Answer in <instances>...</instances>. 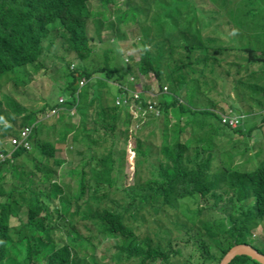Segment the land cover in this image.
I'll use <instances>...</instances> for the list:
<instances>
[{"label":"rangeland","instance_id":"obj_1","mask_svg":"<svg viewBox=\"0 0 264 264\" xmlns=\"http://www.w3.org/2000/svg\"><path fill=\"white\" fill-rule=\"evenodd\" d=\"M161 1L115 0V6L108 4L107 8L102 7L97 1H92L91 9L96 14V18L104 23L105 28L104 32H101L97 30L92 19L89 21L88 36L91 47L89 54H85L84 58L81 59L76 57L68 51V45L62 42L58 36V31H54L50 27L44 42L43 52L34 64L19 68L14 74L0 76L2 109L11 111L8 107L10 102L17 105L19 109H26L25 113L16 117L15 122H11L13 132H17L23 127L20 122L24 116L30 117L31 120L34 119L31 125H35L37 129V134L32 137V142H34L32 150L17 158L19 163L13 164L12 168L5 166L2 170L0 175V203L9 204L11 210L15 212L28 209L34 198L44 196L43 191L38 188V181L43 178L42 175L44 174L45 177L51 179V184H55L54 189L61 190V194L50 199L47 204V214L56 224V228L52 231L53 239L60 245L61 243H68L69 238L78 237L71 247H77L82 252L80 256L94 253L100 264H131V261L124 258V255L119 260L117 245L120 242L114 237H110L109 233L99 231L101 223L104 222L102 219L98 220L97 217L94 219L86 218V215L83 218L80 209V213L76 214L74 201L81 191L78 180L79 173L91 157H93L92 166L99 163L98 158H104L108 154L114 161L112 185L94 186L87 183V186H93L97 191L94 193L93 190L87 189L81 201L87 200L93 195L101 197L100 202L103 208L113 210L117 206H124L126 200L120 192L127 186L141 187L144 185L143 183L147 182L154 184L160 180L158 173L163 165L172 168V161L164 153L163 135L161 131L156 134L146 129L150 125L143 128L141 132L142 142L145 144L143 151L148 153L147 156H144L143 161L132 150L131 140L126 138L134 129L129 123H124L129 109H124L121 106L117 108L118 118L113 139L107 140L106 143L103 142L104 144L101 143L92 152L88 151L82 144H75L70 138L79 122L92 123L93 115L95 116L96 112L95 108L90 109L91 112L89 111L85 121L78 116L64 114L44 119V115L49 108L57 106L59 98H65L64 96L69 95V90L65 89L67 84L64 70L67 65L69 67L73 65V69L76 67L83 68L95 62H100L101 66L105 65V62L102 61L103 50L111 43H115L112 39V32L107 29L108 22L114 21L119 15L123 18V22L131 18L138 24L139 13L136 11L144 10L145 13H149L146 27L152 34L155 27L151 25L150 21L154 18L153 10L156 9V3L158 2L159 5ZM166 1L168 4V0ZM178 4L182 14L179 21L180 26L188 28L195 26V23H200L199 28L193 27L184 35L185 39L193 43L199 42L203 46L208 45L209 53L213 54L217 51V56L210 54V57H214L222 63L221 68L216 66L213 71L209 67L203 69L209 65L208 62L204 63L203 67H195L198 73L185 76L180 82L178 87L179 99L182 103H186L187 91L183 83H189L190 86H193V91L197 87V92L193 94V102L191 103L195 105L197 110L210 111L214 109L221 114L235 110L248 113L251 117L243 129L232 130L221 127L222 132L219 135L210 132L208 121H205L203 126L200 125V129L192 126V133L190 134L194 141L193 147L199 144L198 139L200 146L208 149V144L205 141L206 131L210 135L207 142L214 148L211 152L210 164V174L215 175L214 195L208 194L202 198L197 197L198 205H196L192 203L193 199L189 197L179 199L176 188L169 197L158 191L161 196L149 198V203L164 209V219L160 221L162 225L157 224L158 220L150 225H144L148 219L147 209H144L140 214L127 212L123 221L134 233V242L144 250L146 244L155 245L164 241L159 240L160 237H163L170 239L172 245L181 248V254L177 259L179 264H219L221 261L218 262L220 247H225L230 242L227 234H221L223 229L229 225L227 218L241 216L254 205L253 199L236 200L232 178L240 177L247 171L256 169V165L264 160V144L260 143L261 140L254 130L262 117L259 113H264V70L256 76L257 68L250 65L243 67L239 73H234L235 70L229 69L228 64H240L245 58L233 50H224L223 45L224 47L231 46L229 37H234L235 32L243 33L245 39L251 40L253 47L258 50L256 55L262 54V50H264V0H178ZM129 5L136 8L135 12L128 8ZM116 8H118L119 14ZM158 13L160 14V12ZM185 17H189V19ZM142 19H146L144 14ZM163 24L165 25L166 22L161 19L159 25ZM119 29L125 34V37L117 43L120 44L118 47L121 57L114 61L113 53H108V64L124 71H128L130 68L131 79L136 85L135 89L140 94L144 95L151 92L155 95V100L165 99V94H160L153 78L140 76L138 70L139 56L135 57L129 51L133 48L138 55V45L141 42L137 39L139 29L136 26L126 28L122 24ZM161 29L164 28L161 27ZM99 33L100 38L98 39ZM149 37L146 44L149 42ZM246 40L242 41V46L247 44ZM176 42L179 45V52L171 60L172 68L175 63L180 64L181 54L185 56L187 53L183 46L185 41L179 39ZM164 48L168 49L167 44ZM127 53H129L128 57L123 58ZM191 56L192 59H196L202 57V54L199 51H192ZM225 70L229 71L230 74L222 73ZM195 81H197L196 85ZM248 84L254 85L253 91L246 87ZM165 86L168 88V83ZM87 91L91 96L95 95L92 86H88ZM110 92L109 99L105 100L101 95V99L106 105H108L107 100L110 104L113 102L116 92L114 85L111 86ZM151 116H153L152 113H147L146 123L151 122ZM136 121V118L130 117L132 124ZM167 123L169 125L177 123L171 109L163 114V121L160 126L164 129ZM219 128L220 125L217 123L216 131ZM63 129H72L67 138L68 144L66 142H55L54 144L52 141L59 140L63 134ZM184 132L188 133L185 128ZM7 138L1 143V147L5 145ZM6 150L11 151L9 147ZM34 166H39L40 172L36 171ZM89 170L90 168L87 166L86 172L89 173ZM38 201L41 202L40 199ZM181 202L183 205L180 209L179 204ZM170 203H174V206L168 205ZM89 205L95 206L94 204ZM58 210L62 212V218L59 220L56 214ZM42 216V214L39 215V217ZM21 218L25 220L26 215L22 213ZM252 218L249 224L253 222ZM10 220L11 224L14 225L20 223L14 217H11ZM243 221L248 222L245 219L236 220L238 224L243 223ZM201 222H206L213 228L210 229V231L213 230L211 232V235H214L213 239L206 236V230L203 224H200ZM246 229L248 228L246 227ZM238 237L240 240L246 241V243L240 244H247L264 255V220L256 224L255 227L251 226L249 234L245 238ZM202 242L205 245L208 243L210 256H205ZM122 244L127 246L129 240H125ZM152 264H164L163 259L157 258Z\"/></svg>","mask_w":264,"mask_h":264},{"label":"trees","instance_id":"obj_2","mask_svg":"<svg viewBox=\"0 0 264 264\" xmlns=\"http://www.w3.org/2000/svg\"><path fill=\"white\" fill-rule=\"evenodd\" d=\"M92 1L99 2L104 8H107L108 4H114V6L116 4L115 0H0V76L14 74L17 69L34 64L43 52L44 42L50 27L54 31H58V36L62 42L68 45V51L76 57L81 59L84 58L85 54H89L91 48L88 36L89 21L92 19L97 30L101 32H104L105 28L104 23L96 18V14L91 9L90 4ZM166 3V0H162L159 5L158 2L156 3V9L153 10L154 18L150 21L151 25L155 27L152 34L146 27L149 13H145L144 10L136 11V13H139L137 18L139 25L137 21L131 18L123 22V18L119 15L114 21L108 22L107 29L112 32V39L115 43H111L103 50L102 61L105 62V65L101 66L100 62H95L83 68L76 67L74 69L73 65L71 67L67 65L64 70L67 84L65 89L69 90V95L65 96L67 100L65 106L68 109L75 108L76 115L83 121L86 120L89 111L91 112V108L96 109L92 123L79 122L70 139L75 144H82L90 152L95 150L101 143L112 140L118 118L117 108L121 106L130 110V115L127 113V119L124 123L127 122L134 127L132 133L129 136L127 135L126 138L131 140L132 150L143 161L144 156H147L148 153L143 151L145 144L142 142L141 132L147 125L136 126V124L130 122V117H133L134 114V111L130 108L131 104L141 107L139 102L133 100L136 85L128 78L129 75L131 76L130 68H128V71H124L108 64V53H113L114 61L121 57L118 47L120 44H117L119 40L125 37V34L119 29L121 24L126 28L136 26L139 29L137 39L141 42L138 45V55L135 49L129 50L135 57L139 56V73L144 77L153 78L159 88L168 83L169 93L165 95L163 101H160L161 116L168 109H171L177 123L171 125L167 123L163 129L160 126L163 121V117H161L160 120H151L148 125L161 131L164 139V153L172 161V168L163 165L158 173L160 180L154 184H148L147 182L143 183L146 187L144 185H141V187L127 186L120 192L126 200L125 205L117 206L113 210L102 207L101 197L92 195L89 199L81 201L87 189L93 190L94 193L97 191L93 186H87V183L94 186L112 185L111 178L114 179L112 175L113 158L111 159L107 154L104 158H98L99 163L97 165L93 164L91 166V163H93V157H91L90 161L83 165L78 176L81 191L74 201L76 214L80 213V209L83 218L86 215V218L94 219L97 217L98 220L102 219L104 222L101 223L99 231L101 233L107 232L111 235L110 237L119 240L120 244L117 245L118 258L121 260L124 255V258L130 260L131 264H152L157 258L163 259L164 264H179L177 259L181 254V248L172 245L170 239L163 237L159 238V240H164L160 243L155 245L146 244L145 250L140 248L134 242V233L123 221L127 212L140 214L144 209H147L148 219L144 225H150L157 220V224L162 225L160 221L164 219V209L149 203V198H159L161 196L158 191L169 197L176 188L179 199L189 197L193 199L192 203L196 205H198L197 197L202 198L208 194H215V175L210 174L211 152L214 148L207 142L210 135L206 131L205 141L208 144V149H206L204 146H200V140L198 139L199 144L193 147L192 143L194 141L190 133H192V126L200 129L203 123L208 121L210 132L219 135L222 128L220 127L216 131V125L220 123V118L212 111H200L196 109L195 105L191 104L193 102L192 96L197 92V87L193 91V86H190L189 83H183L187 91L186 103H182L179 99L178 87L185 76L188 77L190 74L198 73L195 67H203L204 63L208 62L209 65L203 69L209 67L213 71L216 66L221 68L222 63L216 58L210 57L211 53L208 52V45L203 46L199 42L193 43L185 39L184 35L193 27L199 28L200 23H195V26H189L188 28L180 26L179 21L182 14L178 0H168L169 5ZM128 8L134 12L136 10L132 5H129ZM116 9L118 11V8ZM143 14L146 16L145 20L142 19ZM185 18L189 19V17ZM161 19L165 20V25H159ZM161 27L164 29H161ZM235 34L234 37H229L231 46L224 47L223 45V49L233 50L238 55L244 56L245 59L240 64L229 63V69H234V73H239L243 67L253 65L257 68L255 71L256 76L260 75L264 70V50H262L261 55H256L258 50L253 47L251 40H246L243 33L238 34L235 32ZM148 37L149 42L146 44ZM97 38H100V33ZM179 39L185 41L183 46L187 53L185 56L181 54L180 64L175 63L172 68L171 60L179 52V45L176 42ZM243 40L247 41L245 46L241 45ZM165 44H167L168 49L164 48ZM192 51L201 52L202 57L192 59ZM128 54L123 58L128 57ZM211 55L217 56V51ZM161 69L163 70L161 71ZM222 73L225 75L230 74L227 70L222 71ZM81 78H84L86 83L84 87L79 89L78 81ZM196 84L197 81H195ZM113 85L116 89L115 97L111 104L107 100L108 105H106L103 103L101 95L105 100L109 99L111 95L110 88ZM88 86L93 87L94 96H91L87 91ZM246 87L251 91L254 90V85L248 84ZM124 100H126V103H123L124 105H117V103L121 104ZM2 107L0 102V147L5 138L10 135L15 136L18 132H13L11 122H15L16 117L26 112V109H19L17 105L11 102L8 106L11 111L2 109ZM231 112L236 111L231 110ZM33 120L28 116H24L20 124L23 127L31 125ZM247 121L246 118L245 123ZM7 122L9 124L6 125ZM262 123H264V118ZM184 128L188 132L187 134L184 132ZM33 131L34 133L30 139L37 134L36 127ZM71 131L72 129H65L59 140L52 142L54 144L55 142H66L68 144L67 138L70 136ZM154 133L156 132L154 131ZM31 144L34 146V142ZM30 151L25 149L15 151L11 159L0 164V175L5 166L12 168L13 164L19 163L17 158L28 154ZM87 166L90 168L89 173L86 172ZM34 169L40 172L39 166H34ZM42 177L38 181V188L43 191L44 196L34 198L28 209L15 212L11 210L9 204L0 203V264H100L94 253L80 256L82 252L77 247H71L78 237L69 238L68 243H61L60 245L53 239L52 231L56 228V224L47 214V204L50 199H54L61 194V190L54 189L55 184H51L50 178L45 177L44 174ZM232 184L235 187L236 200L253 199L254 205L241 216L227 218L229 225L223 229L221 234H227L230 242L227 246L220 247L218 262L236 244L246 243L244 239L240 240L238 236L245 238L249 234L251 226L255 227L256 224L264 220V160L256 165V169L247 171L240 177L232 178ZM168 205L174 206V203ZM182 205L183 202L179 204V208ZM22 213L26 215L25 220L21 218ZM40 214L43 216L39 217ZM56 214L58 220L62 218L61 210H58ZM11 217H14L20 223L18 225L11 224ZM251 218L253 222L249 224ZM239 219H245L248 222L243 221V223L238 224L236 220ZM200 224H203L206 236L213 239L214 235H211L213 230L210 231L213 228L206 222ZM125 240H129L127 246L122 244ZM202 246L205 256H210L208 243L205 245L202 242ZM211 260L214 261V259ZM228 264L260 263L241 255L232 259Z\"/></svg>","mask_w":264,"mask_h":264},{"label":"built area","instance_id":"obj_3","mask_svg":"<svg viewBox=\"0 0 264 264\" xmlns=\"http://www.w3.org/2000/svg\"><path fill=\"white\" fill-rule=\"evenodd\" d=\"M82 84V83H81ZM167 90V87H163V92ZM156 97L153 93L147 92L144 95L140 94L136 89L133 94V100L139 102L141 107H137V105L131 104V109L134 111L133 117L137 119L136 122L139 123H134L136 126L140 125H147L145 122L147 118V113H152L153 116L150 117L151 120L158 118L161 116V111L158 108V101L155 100ZM116 101H121V100H116ZM65 103V100L63 98H59L57 101L58 107H55L52 109L51 114L57 115L61 110H65L63 108V104ZM123 103H126V100H124L121 104L117 103V105H124ZM70 115L75 116L76 111L75 108H72L70 110ZM227 118H223V122H226ZM235 118H230L228 120L229 124L232 125V127H235L234 124L236 123ZM32 134V127H24L20 129L17 133L16 136H12L8 139V141L5 144L11 149V151H7L6 148L4 149L3 152L0 153V162H4L6 160L11 159L13 156L14 152L17 151L18 149H25L27 151L31 150V141L30 137Z\"/></svg>","mask_w":264,"mask_h":264},{"label":"clouds","instance_id":"obj_4","mask_svg":"<svg viewBox=\"0 0 264 264\" xmlns=\"http://www.w3.org/2000/svg\"><path fill=\"white\" fill-rule=\"evenodd\" d=\"M140 76H142V75H140ZM142 77H144V76H142ZM128 78H130V80H132L131 79V76L129 75L128 76ZM145 78V77H144ZM133 81V80H132ZM79 83H78V88L80 89V88H82V87H84V85H85V83H86V81H85V79L84 78H81L79 81H78ZM82 83V84H81ZM165 85H163V87H164ZM163 87L162 88H159L158 87V85H157V88L159 89V92H160V94H168L169 93V91H168V88H167V90L165 91V92H163ZM167 87V86H166ZM65 97V96H64ZM62 98V97H61ZM64 100H65V103H66V99L65 98H63ZM58 101V100H57ZM160 101H163V100H159L158 101V108H159V110L161 111V105H160ZM65 103L63 104V108H65V110L63 109V110H61L57 115H55V114H51V111H52V109L53 108H49L47 111H46V114L44 115L45 116V118L44 119H48V118H52V117H56V116H58V115H60V114H64V115H70V110L73 108H70V109H68L66 106H65ZM56 107H58V105L56 106ZM55 108V107H54ZM76 111V110H75ZM210 111H212L213 113H215L219 118H220V123H219V125H220V127H225V128H228V129H232V130H236V129H243V127H244V125H245V120H246V118H247V120H249V118L251 117V115L250 114H248V113H243V112H239V111H236V112H228V113H225V114H221L219 111H217V110H214V109H212V110H210ZM217 113H216V112ZM261 113H263V112H260L259 114H260V116H262L261 117V119H260V122H259V124H258V126H257V128H255L254 130H255V133L258 135V138L261 140V142H262V136H261V132H260V126H261V123H262V120H263V118H264V113H263V115H261ZM71 116V115H70ZM75 116H77L76 114H75ZM79 117V116H78ZM161 117H163V116H160V117H158V118H155V119H158V120H160L161 119ZM223 118H227V121L226 122H223ZM230 118H235L237 121H236V123L234 124V126L235 127H232V125L231 124H229V122H228V120L230 119ZM149 123V122H148ZM148 123H147V125H148ZM263 125H264V123H262ZM24 127H32V134L34 133V128L36 127L35 125H27V126H24ZM24 127H22V128H24ZM22 128H20V129H22ZM19 129V130H20ZM146 129H149L150 131H152V132H156V134L158 133V132H160V130L159 129H154L153 128V126H149V127H146ZM18 130V131H19ZM257 130H259V131H257ZM18 133V132H17ZM32 134H31V136H32ZM17 135V134H16ZM15 135V136H16ZM63 135V134H62ZM61 135V136H62ZM10 137H12V136H10ZM9 137V138H10ZM9 138H7V140L5 141V144H6V142L8 141V139ZM30 141H31V143H32V139H30ZM7 146V145H6ZM5 145H3L2 147H0L1 148V150H0V153L1 152H3L4 151V149L5 148H7V147H5ZM32 148H33V145L31 144V150H32ZM2 163H4V162H0V164H2Z\"/></svg>","mask_w":264,"mask_h":264},{"label":"water","instance_id":"obj_5","mask_svg":"<svg viewBox=\"0 0 264 264\" xmlns=\"http://www.w3.org/2000/svg\"><path fill=\"white\" fill-rule=\"evenodd\" d=\"M241 255L247 256L260 264H264V255H262L256 249L250 247L247 244H240L232 247L221 259L219 264H228L232 259Z\"/></svg>","mask_w":264,"mask_h":264},{"label":"crops","instance_id":"obj_6","mask_svg":"<svg viewBox=\"0 0 264 264\" xmlns=\"http://www.w3.org/2000/svg\"><path fill=\"white\" fill-rule=\"evenodd\" d=\"M259 131V130H257ZM260 132H261V136H262V144H264V125L261 123L260 126ZM63 134H64V129H63Z\"/></svg>","mask_w":264,"mask_h":264}]
</instances>
